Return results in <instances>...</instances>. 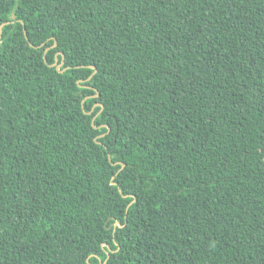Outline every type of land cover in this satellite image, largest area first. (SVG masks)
Masks as SVG:
<instances>
[{
	"label": "trees",
	"instance_id": "obj_1",
	"mask_svg": "<svg viewBox=\"0 0 264 264\" xmlns=\"http://www.w3.org/2000/svg\"><path fill=\"white\" fill-rule=\"evenodd\" d=\"M8 21L0 264H264V0H0Z\"/></svg>",
	"mask_w": 264,
	"mask_h": 264
},
{
	"label": "water",
	"instance_id": "obj_2",
	"mask_svg": "<svg viewBox=\"0 0 264 264\" xmlns=\"http://www.w3.org/2000/svg\"><path fill=\"white\" fill-rule=\"evenodd\" d=\"M6 23H9V21L0 24V34H1V28H2V26H3L4 24H6ZM23 29H24V34H25V36L27 37L25 27H24ZM54 46H56V41H54L52 47H54ZM48 49H49V47H47V48L45 49V52H44V60H45V61H46V59H45V53H46V51H47ZM57 55H58V53L55 55V61H54V63H52V64H50V65H51V66H55L56 69H58V70H60V72H62V71H64L66 68H62V69H60V67H61V65H62V63H63V58H62L61 62L58 63V62H57ZM89 67L94 68V71L88 76L87 80H89V79L92 77V75L96 72V68H95L93 65H89ZM79 81H80V80H79ZM83 101H84V100H83ZM98 104H100V103L97 102V103H95L94 105H98ZM86 113H91V111H87ZM92 123H94V118L92 119ZM115 225H120V223L117 221V222L115 223ZM104 263H105V261L103 262V264H104Z\"/></svg>",
	"mask_w": 264,
	"mask_h": 264
},
{
	"label": "rangeland",
	"instance_id": "obj_3",
	"mask_svg": "<svg viewBox=\"0 0 264 264\" xmlns=\"http://www.w3.org/2000/svg\"><path fill=\"white\" fill-rule=\"evenodd\" d=\"M260 191L263 192L264 191V183L262 184Z\"/></svg>",
	"mask_w": 264,
	"mask_h": 264
}]
</instances>
